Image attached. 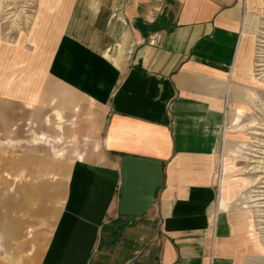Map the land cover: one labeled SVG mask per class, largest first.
<instances>
[{
    "label": "crops",
    "instance_id": "1",
    "mask_svg": "<svg viewBox=\"0 0 264 264\" xmlns=\"http://www.w3.org/2000/svg\"><path fill=\"white\" fill-rule=\"evenodd\" d=\"M36 4L57 33L36 37L46 52L0 44V136H47L70 161L38 264H264L258 229L236 189L231 214L217 169L233 147L229 120L258 129L264 109L254 0Z\"/></svg>",
    "mask_w": 264,
    "mask_h": 264
},
{
    "label": "rangeland",
    "instance_id": "2",
    "mask_svg": "<svg viewBox=\"0 0 264 264\" xmlns=\"http://www.w3.org/2000/svg\"><path fill=\"white\" fill-rule=\"evenodd\" d=\"M40 1L0 0L2 46L17 42L18 47L47 51L45 46L52 41L47 38L57 33L58 25L39 22L36 12L40 9L35 6ZM249 27L255 64L264 74V0H254ZM42 35L46 45H36V37ZM258 111V129L249 130L248 124L254 121L245 116L227 123V141L233 147H227L225 155L223 149L219 151L217 169L221 164L224 171L221 168V179L217 176L221 197L225 195L231 203V214L235 189L241 195V207L258 229L259 253L264 257V109ZM242 127V146L235 147V135H240L236 131ZM42 142L50 143V139L35 135L34 142L15 145L0 136V264H38L63 206L70 161L57 160Z\"/></svg>",
    "mask_w": 264,
    "mask_h": 264
},
{
    "label": "bare ground",
    "instance_id": "3",
    "mask_svg": "<svg viewBox=\"0 0 264 264\" xmlns=\"http://www.w3.org/2000/svg\"><path fill=\"white\" fill-rule=\"evenodd\" d=\"M264 173V172H263ZM253 183V182H252ZM255 185V184H254Z\"/></svg>",
    "mask_w": 264,
    "mask_h": 264
}]
</instances>
